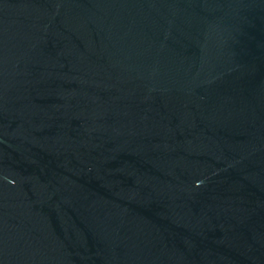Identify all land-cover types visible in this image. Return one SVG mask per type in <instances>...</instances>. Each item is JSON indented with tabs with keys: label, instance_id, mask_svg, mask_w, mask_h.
Returning a JSON list of instances; mask_svg holds the SVG:
<instances>
[{
	"label": "water",
	"instance_id": "95a60500",
	"mask_svg": "<svg viewBox=\"0 0 264 264\" xmlns=\"http://www.w3.org/2000/svg\"><path fill=\"white\" fill-rule=\"evenodd\" d=\"M0 264H264V0H0Z\"/></svg>",
	"mask_w": 264,
	"mask_h": 264
}]
</instances>
